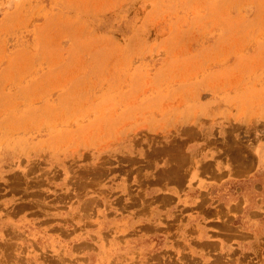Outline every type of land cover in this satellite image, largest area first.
<instances>
[{"label":"rangeland","instance_id":"1","mask_svg":"<svg viewBox=\"0 0 264 264\" xmlns=\"http://www.w3.org/2000/svg\"><path fill=\"white\" fill-rule=\"evenodd\" d=\"M0 264H264V0H0Z\"/></svg>","mask_w":264,"mask_h":264}]
</instances>
